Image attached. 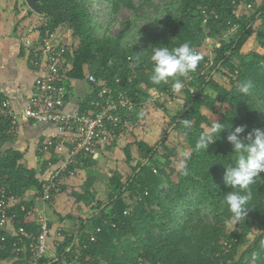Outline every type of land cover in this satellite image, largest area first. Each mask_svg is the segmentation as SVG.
I'll return each instance as SVG.
<instances>
[{"label":"trees","instance_id":"1","mask_svg":"<svg viewBox=\"0 0 264 264\" xmlns=\"http://www.w3.org/2000/svg\"><path fill=\"white\" fill-rule=\"evenodd\" d=\"M177 1L174 13L164 19H155V35L147 44L124 46L120 36H96L93 17L85 0H37L45 21L39 28L40 40L29 48L30 55L42 45L47 31L70 41L69 50L64 55L66 63H70L67 74L69 90L74 82L87 83L90 87V95L81 110L89 109V103L98 98V91H94L87 81L88 74L105 81L117 103L118 97L123 95L133 105L129 111L120 109L121 114L126 113L129 118L124 119L114 132L115 137L126 124L135 122L134 109L150 102L152 92L163 95L173 91L171 81L154 85L149 79L152 46L165 45L171 49L188 42L202 55L196 70L190 73L191 78L185 82V112L176 118L178 129H183L181 120L190 119L192 122L190 131L185 134L191 154L180 161L181 169L177 171L173 167L175 151L170 150L161 165L155 160L160 145L152 148L138 141L136 147L140 159L132 168L133 173L125 182L114 173L110 179L114 193L107 203L99 205L96 213L74 233L63 232L65 242L62 247L72 245L77 236L75 254L67 255L69 259L79 254L81 259H91L92 264H245L246 258L255 251L259 253L257 264H264V249L261 247L264 241V173L249 186L252 198L247 205V216L239 220L231 232L225 227L231 214L223 203V195L231 191L224 184V166L234 164L236 159L227 141L230 130L245 126L243 138L254 128H264V119L258 118L260 110L254 101L257 95L264 100V55L255 53L250 61L242 57V49L253 35L255 22L264 17V3L256 7L254 0H245L247 4H254L255 14L237 17L234 11L241 0ZM112 2L111 14L120 5L132 7L131 0ZM234 26L237 30L226 40L225 35ZM218 39L214 57L204 55V43ZM142 51L139 62L130 59ZM228 53L230 55L226 56ZM235 58H239V65L233 62ZM210 59L213 60L212 66L209 65ZM247 80L252 81L253 87L249 94H242L237 86ZM203 110L220 116L219 123L231 127L222 131L220 138L217 136L218 140L207 153L195 149L205 126H211ZM12 127L11 120L5 123L0 140H6ZM160 144L168 149L165 143ZM125 153L130 164V146L125 147ZM55 163L53 160L51 164H42L40 172L44 173ZM95 164L91 158L80 159L77 168ZM40 172L28 167L23 153L14 150L0 152V188L6 186L11 194L20 197L21 202L13 211L22 223L33 206L25 195L31 189L35 193L41 191L44 185L43 178L38 177ZM65 177H69V173L59 180L60 183ZM173 177L176 180L164 187L166 180ZM94 182L90 179L89 187ZM73 196L78 202H91L88 190L83 194L73 193ZM194 205L209 209L214 223L201 220L194 225V211H189ZM177 208L186 211L181 223L175 213ZM23 226L37 231L34 223ZM249 235L254 236L253 241L240 251ZM8 241L10 244L15 240ZM61 249H58L60 253ZM8 257L9 252L0 251V263Z\"/></svg>","mask_w":264,"mask_h":264},{"label":"built area","instance_id":"2","mask_svg":"<svg viewBox=\"0 0 264 264\" xmlns=\"http://www.w3.org/2000/svg\"><path fill=\"white\" fill-rule=\"evenodd\" d=\"M254 4H247L241 0L234 13L237 17L248 15ZM241 14V15H240ZM249 16V15H248ZM234 26L225 38L235 32ZM218 40H208L210 47L216 50ZM71 42L65 41L60 35L47 31L45 40L29 57V65L37 73L34 92L24 109L18 113L10 99L0 98V137L5 123L16 121L23 117L28 122L46 124L60 133L59 138L49 139L44 146L45 151L54 154L56 163L47 171L42 190L35 193L25 221L22 223L13 209L21 202L20 197L11 194L6 186L0 188V251L9 252V257L0 264H92L89 258L81 259L79 254L73 258L66 257L75 254L74 244L62 247L64 244L63 232L55 227L48 217V207L54 197L61 194L60 179L66 173L77 170L80 159L91 158L97 160L101 151L114 136V132L129 118L120 109L127 111L133 105L124 99L123 95H115L108 84L87 75V81L92 88L98 91V98L89 103V109L81 110L83 103L68 109L71 97L67 74L70 63L64 59ZM228 53L226 56H229ZM213 65V60H209ZM71 87V86H70ZM153 97L160 96L157 92ZM14 129V127H12ZM75 169L72 171V169ZM34 223L37 231L26 229L23 224ZM52 225V226H51ZM8 239L15 240L9 244ZM92 240H94L92 238ZM9 247V248H8ZM62 250V253L58 249ZM140 264H143L142 262ZM149 264V263H146Z\"/></svg>","mask_w":264,"mask_h":264},{"label":"rangeland","instance_id":"3","mask_svg":"<svg viewBox=\"0 0 264 264\" xmlns=\"http://www.w3.org/2000/svg\"><path fill=\"white\" fill-rule=\"evenodd\" d=\"M85 2L93 17L96 36L99 38L105 35L120 36L124 46L137 42L147 44L155 35V19L166 18L178 7L177 0H131V8L120 5L118 9L114 8L115 13L111 14L112 0H85ZM257 2L256 7L263 4L264 0H257ZM247 14L249 17L255 14V8H252ZM232 35L228 36L226 40H229ZM207 41L203 45V53L213 58L215 50L210 47ZM262 49H264V17L255 22L253 35L242 49V57L246 61H250L253 54ZM233 62L239 65V58H235ZM217 79L223 81L219 77ZM226 83L228 85V82ZM184 90L185 87L179 93L173 90L167 94L152 97L150 102L134 109L135 122L126 124L120 135L112 138L109 144L102 149L101 156L96 161L93 160L95 165H91V167L83 165L61 181L65 190L54 197L47 212L52 221L51 224L55 226V233L62 227L67 233H74L82 223L96 213L99 205L107 203L110 195L114 193L110 184L114 173L118 174L125 182L133 173L132 168L139 161L136 147L138 141H143L152 148L161 146L160 143H165L168 149L158 146L155 160L162 165L165 161L164 157L169 155L170 150H173L176 152V156L173 157V167L177 171L181 169L180 161L187 158L192 152L186 140V133L176 127L177 116L184 113L187 107ZM254 101L260 110L258 118L264 119V100H260L257 95ZM203 113L210 119L211 124L215 120L217 122L220 120V116H214L206 110H203ZM136 115L138 116L136 117ZM208 127L205 126V129ZM126 146H130L132 156L130 164L127 163ZM90 179L95 180L91 187H89ZM171 180L175 181L176 177L167 179L164 187H167ZM87 190L91 195L89 203L78 202L73 196V193L83 194ZM189 211H194V225L201 220L205 223H214L212 212L205 207L194 205ZM196 211H200V213L196 214ZM175 213L178 221L183 222L186 211L177 208ZM236 223L233 228L226 222V230L233 231L238 225V222ZM191 224L193 223L191 222ZM253 238V235H249L246 244L241 246L240 251H244Z\"/></svg>","mask_w":264,"mask_h":264},{"label":"crops","instance_id":"4","mask_svg":"<svg viewBox=\"0 0 264 264\" xmlns=\"http://www.w3.org/2000/svg\"><path fill=\"white\" fill-rule=\"evenodd\" d=\"M254 2L258 3L257 0ZM35 4L37 9L26 0H0V97L10 99L18 113L33 94L37 79V73L29 65V48L40 40L39 28L45 19L38 10V3ZM257 53L264 55V49ZM89 95L87 83H72L68 109L83 103ZM12 124L14 129L7 132L6 140H0L1 153L7 150L23 153L28 167L37 172L42 164H51L55 160L54 154L45 151L44 146L49 139L60 137L56 129L28 122L23 117L12 120ZM48 170L40 172L38 177L45 178ZM34 191H28L25 199L32 200Z\"/></svg>","mask_w":264,"mask_h":264},{"label":"clouds","instance_id":"5","mask_svg":"<svg viewBox=\"0 0 264 264\" xmlns=\"http://www.w3.org/2000/svg\"><path fill=\"white\" fill-rule=\"evenodd\" d=\"M143 52L137 53L130 59L139 62ZM201 60L202 55L188 42L171 49L165 45L152 46L150 56L152 68L149 79L154 85L167 84L171 81L172 89L179 93L185 87V82L191 78L190 73L196 70ZM252 87L251 80L243 81L237 86L242 94H249ZM180 123L183 124L182 132L190 131L192 123L190 119H183ZM226 128L231 129L215 120L199 135L195 149L207 153L209 147L218 140L217 136L220 138V133ZM244 132L245 126H236L227 136L236 159L234 164L224 166V184L231 191L223 195V203L231 214L228 223L233 228L236 222L247 216L249 209L247 205L252 198L249 186L261 179L260 174L264 173V128H254L247 136L241 138ZM261 247L264 249V241L261 242ZM258 259L259 253L254 251L246 258L245 264H257Z\"/></svg>","mask_w":264,"mask_h":264},{"label":"water","instance_id":"6","mask_svg":"<svg viewBox=\"0 0 264 264\" xmlns=\"http://www.w3.org/2000/svg\"><path fill=\"white\" fill-rule=\"evenodd\" d=\"M26 1L28 2L29 5L33 6V8L37 9V6L35 4V3H37V0H26Z\"/></svg>","mask_w":264,"mask_h":264}]
</instances>
